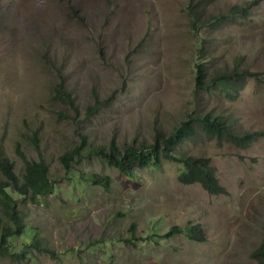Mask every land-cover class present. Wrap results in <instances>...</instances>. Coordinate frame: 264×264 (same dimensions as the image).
Here are the masks:
<instances>
[{
    "label": "rangeland",
    "instance_id": "obj_1",
    "mask_svg": "<svg viewBox=\"0 0 264 264\" xmlns=\"http://www.w3.org/2000/svg\"><path fill=\"white\" fill-rule=\"evenodd\" d=\"M198 1L208 19L199 36L190 0H0V148L21 175L19 148L42 156L57 186L37 201L16 196L34 230L10 239L19 250L33 233L57 257L36 251L0 264H260L253 254L264 243V136L239 149L199 132L178 149L210 159L227 192L220 195L179 182L182 167L173 162L126 175L84 158L73 164L78 184L62 162L84 138L98 149L114 139L151 144L156 131L168 135L192 113L223 117L239 135L264 132V0ZM253 3L248 20L213 25ZM205 63L210 78L237 65L261 77L235 98L203 93L197 67ZM61 83L79 115L55 98ZM92 174L110 177V191L83 178ZM187 225L201 226L205 240L164 237Z\"/></svg>",
    "mask_w": 264,
    "mask_h": 264
},
{
    "label": "trees",
    "instance_id": "obj_2",
    "mask_svg": "<svg viewBox=\"0 0 264 264\" xmlns=\"http://www.w3.org/2000/svg\"><path fill=\"white\" fill-rule=\"evenodd\" d=\"M190 1L189 16L193 21L192 29L195 35L199 36L208 21L202 10L206 3L198 0ZM257 4L253 3V5L245 8L233 7L232 11L230 10V16L217 18L213 21V25L222 28L227 23H233L237 19L248 20L250 10ZM206 44L207 42L204 40L199 42V56L201 58L208 55ZM260 77L259 73L242 70L237 65L232 71L219 72L210 78L209 68L205 63L197 67V90L207 93L216 89L225 92L228 97L235 98V94H240L249 81L252 79L260 80ZM55 98L65 102L73 113L79 115L77 102L73 94L65 88L64 83L58 85ZM66 118L69 119L68 116ZM199 132L208 140L215 141L220 145L231 144L239 149H247L258 138L264 136V132L239 135L231 130L230 125L223 117L214 114L192 113L178 127L173 128L170 134L156 131L151 144L134 143L122 147L114 139L109 148L98 149L91 148L88 145V139L84 138V142L74 151L65 155L62 162L72 179L76 178V173H81L73 170V164L82 163L84 158H100L109 167L118 169L126 175L147 167H162L164 162H173L182 167L178 175V180L182 184H200L212 195L226 194L225 188L220 185L215 171L210 165L209 158H198L178 152L180 147L194 141ZM32 140L36 148L40 149L39 132H35ZM19 155L24 161L22 175L16 171V163L7 156L3 148H0V173H2L0 179V260L7 259L11 262L23 263L36 251L56 258V252L48 246L42 245V242L33 233L29 241L23 244L19 250H15L10 241L13 237H25L34 230L26 224L22 208L19 206L20 200L16 196L37 201L40 198L54 195L57 189L56 182L51 177V167L45 158L41 156L39 160L30 159L20 148ZM78 178L81 180L82 175ZM83 178L105 191L111 189L112 180L108 176L92 174ZM74 181L75 184L79 182L76 179ZM132 232L135 233L134 229ZM178 234L185 235L191 241L203 242L205 240V232L199 225L175 226L164 237L170 239ZM253 257L260 264H264V243L254 252Z\"/></svg>",
    "mask_w": 264,
    "mask_h": 264
},
{
    "label": "bare ground",
    "instance_id": "obj_3",
    "mask_svg": "<svg viewBox=\"0 0 264 264\" xmlns=\"http://www.w3.org/2000/svg\"><path fill=\"white\" fill-rule=\"evenodd\" d=\"M41 11V10H40Z\"/></svg>",
    "mask_w": 264,
    "mask_h": 264
}]
</instances>
